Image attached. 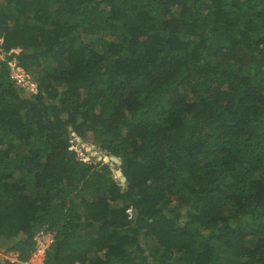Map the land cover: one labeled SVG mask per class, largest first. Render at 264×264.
<instances>
[{
	"label": "trees",
	"instance_id": "16d2710c",
	"mask_svg": "<svg viewBox=\"0 0 264 264\" xmlns=\"http://www.w3.org/2000/svg\"><path fill=\"white\" fill-rule=\"evenodd\" d=\"M0 38V264H264V0H0Z\"/></svg>",
	"mask_w": 264,
	"mask_h": 264
},
{
	"label": "rangeland",
	"instance_id": "374dc122",
	"mask_svg": "<svg viewBox=\"0 0 264 264\" xmlns=\"http://www.w3.org/2000/svg\"><path fill=\"white\" fill-rule=\"evenodd\" d=\"M17 51L18 50H15V52H17ZM0 56L1 57H5V53L2 51V48L1 47H0ZM28 79H29L28 81L31 84H35L34 83V80L30 77V75H28ZM68 131H69V134L70 135L73 134L71 126L68 127ZM73 140H74L73 147H74L75 151L81 157V159H83L84 161H88V160H93V161L102 160V161H105V162L107 161V158L105 157V155L102 152H101V157L99 159H93V158L88 157V154H87L86 150L83 149V148H81L80 144L77 142V140L75 139V137L73 138ZM95 149H99V147H96ZM112 169H113L114 177L119 180V178H118L119 177L118 176L119 175V170L114 165H112ZM181 211H182V209H181ZM52 234L53 233L50 232V231H43L42 232L41 237H39L40 238L39 240H40L42 246H45L47 244V242L51 238ZM41 253H42V247L40 246V248L38 249V251H37V249H35V251L32 253V255L30 256V258L25 263L26 264H39V263H41V260H42L41 259V257H42L41 256ZM4 257L5 258H8V259H10V260L13 261V260H16V253H13V252L1 253L0 252V258H4ZM43 262H44V259H43Z\"/></svg>",
	"mask_w": 264,
	"mask_h": 264
},
{
	"label": "built area",
	"instance_id": "2783aa9c",
	"mask_svg": "<svg viewBox=\"0 0 264 264\" xmlns=\"http://www.w3.org/2000/svg\"><path fill=\"white\" fill-rule=\"evenodd\" d=\"M1 42L2 39L0 38V47H1ZM0 58H4L1 57ZM9 66H10V72H11V77L14 79L15 83L20 86L23 87L26 91L29 92H35L36 91V85L35 84H31L28 80V74L25 72V70L20 67L17 62L13 59L10 60L8 62ZM35 90V91H34ZM130 212V211H129ZM42 230L39 231V233L36 236V249L38 251V249L40 248V246L42 247V253H41V263L39 264H44L43 259H44V255H45V251L48 248L49 244L52 242V238L53 235L51 236V238L48 240L47 244L45 246H42L41 242H40V238L42 235ZM26 264V263H25Z\"/></svg>",
	"mask_w": 264,
	"mask_h": 264
},
{
	"label": "water",
	"instance_id": "95a60500",
	"mask_svg": "<svg viewBox=\"0 0 264 264\" xmlns=\"http://www.w3.org/2000/svg\"><path fill=\"white\" fill-rule=\"evenodd\" d=\"M72 137H77L78 140H81L82 142H85L82 137L78 136L75 132L71 135Z\"/></svg>",
	"mask_w": 264,
	"mask_h": 264
}]
</instances>
